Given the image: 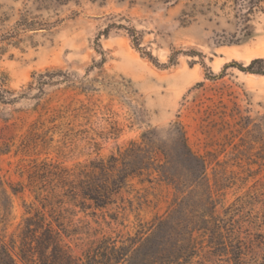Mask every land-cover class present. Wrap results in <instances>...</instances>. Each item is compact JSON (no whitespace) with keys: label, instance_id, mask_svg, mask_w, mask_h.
I'll use <instances>...</instances> for the list:
<instances>
[{"label":"rangeland","instance_id":"1","mask_svg":"<svg viewBox=\"0 0 264 264\" xmlns=\"http://www.w3.org/2000/svg\"><path fill=\"white\" fill-rule=\"evenodd\" d=\"M112 24L134 27L144 51L175 65L154 66L125 30L99 37ZM98 51L106 63L93 68ZM255 59H264V0H0V81L20 94L35 74L71 77L40 99L0 103V183L18 191L8 188V236L42 211L36 169L77 171L137 143L155 170L112 205H55L66 253L76 264H235V235L264 241V76L224 68ZM181 135L206 164L190 194L198 174Z\"/></svg>","mask_w":264,"mask_h":264},{"label":"trees","instance_id":"2","mask_svg":"<svg viewBox=\"0 0 264 264\" xmlns=\"http://www.w3.org/2000/svg\"><path fill=\"white\" fill-rule=\"evenodd\" d=\"M112 29L125 30L134 49L154 66L167 69L175 65L174 58H171L168 64L161 65L152 53L144 51L141 48L142 39L134 27L112 24L99 37H108ZM98 52L103 58L93 68H102L106 63L103 51ZM228 67H236L248 74L264 76V59H255L247 67L239 63H232L225 66L224 69ZM210 74H212V78L221 76ZM33 79L34 82L29 89L20 94L8 89L6 84L0 81V103L15 105L23 99H40L46 87L71 82V77L63 70L35 74ZM34 91L38 94L32 97L31 94ZM180 139L186 156L196 163L198 175L190 187V194L193 193V188L202 185L206 164L201 157L196 156L190 150L184 135H181ZM151 154L145 147L131 143L129 148L118 155L79 164L77 171L68 170L57 163L46 162L42 169H36L33 173V184H36L34 186L35 198L41 203L42 211L37 210L33 215L28 213L29 216L25 219L17 237L8 236L12 217L11 195L8 188L14 194L18 191L0 183V190L6 201L4 205L0 206V264H19L15 255L23 264H76L71 255L66 253V244L62 233H67L68 229L63 228L65 224L57 214L59 209L55 205L64 204V200H69L80 205L90 202V206L94 210L106 209L114 203V200L126 187L131 185L134 179L144 176L145 171L155 170L152 167L154 157H151L153 156ZM213 235L220 237L217 231H214ZM259 236L260 238L264 237V235ZM251 244L252 247L246 245L239 236L235 235V241H232L227 254L231 255L230 259L235 264H264V255L259 253L263 251L264 241L255 238ZM220 245L222 243H218L217 248Z\"/></svg>","mask_w":264,"mask_h":264}]
</instances>
